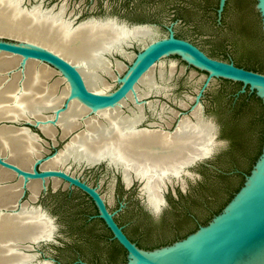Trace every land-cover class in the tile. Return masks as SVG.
Instances as JSON below:
<instances>
[{
    "label": "bare ground",
    "instance_id": "6f19581e",
    "mask_svg": "<svg viewBox=\"0 0 264 264\" xmlns=\"http://www.w3.org/2000/svg\"><path fill=\"white\" fill-rule=\"evenodd\" d=\"M22 5L23 0H0V37L59 55L80 71L88 89L96 93L105 92L108 78H117L114 70L122 74L127 68L117 60L113 70L110 56L120 54L132 62L135 54L127 52L126 47L132 41L146 47L157 35L151 27L129 28L115 18H92L75 25L72 18H65V6L54 13L44 10L42 5L31 9H24ZM20 64L21 58L0 54V122L32 119L41 122L45 135L54 140L58 128L62 139L72 135L64 149L45 162L42 169H59L68 162L92 165L107 159L122 168L129 186L133 183L132 175L144 180L150 207L160 211L165 205L163 190L167 182L172 177L179 178L186 165L207 156L214 148V124L203 116L200 106L191 115H184L172 132L166 131L163 125L152 124L156 129L140 127L147 118L142 100L165 90L156 81V68L136 88L138 104L130 94L116 108L92 114L89 107L75 100L60 113L56 124H52L53 112L63 107L70 94L69 85L60 90L61 81L50 84L56 71L46 65L29 61L19 71ZM163 71L162 80L165 79ZM132 101L135 107L125 114L123 108ZM153 104L148 103L152 111L156 110ZM174 111L177 115L173 116L177 117L179 112ZM82 127V132L74 134ZM39 143L40 138L26 128L0 125V156L24 170H31L36 159L44 156ZM12 179L13 175L0 169V264H34L35 255L27 250L38 240H50L55 225L47 214L28 203L18 207L22 179L9 185L7 182ZM59 184L60 181H54L55 187ZM29 189L35 200L42 184L33 181Z\"/></svg>",
    "mask_w": 264,
    "mask_h": 264
},
{
    "label": "rangeland",
    "instance_id": "374dc122",
    "mask_svg": "<svg viewBox=\"0 0 264 264\" xmlns=\"http://www.w3.org/2000/svg\"><path fill=\"white\" fill-rule=\"evenodd\" d=\"M171 1L172 0H170V2L168 0H147L145 2L141 0H23L22 7L24 9H31L35 6L42 5L44 10H54L58 12L65 6V18H72L75 25L92 18H115L118 19L120 23L124 24L128 23L134 25L144 23L150 25L156 30V36L164 37L168 34L165 26H168L172 22L174 16L170 9H173L174 5L178 4ZM235 2L236 0L229 1L230 6L224 16L226 23H224L223 28L219 29L215 25L217 14L214 9L219 4V0H202L201 5H197L199 7L195 21H185V24H176L175 32L192 40L216 59H233L245 67L259 71V73H264V34L262 32L259 14L255 9L256 2L255 0H246L248 7L247 20L254 27V32H249L250 35H243L242 32L229 33L228 21H230L233 13L236 11ZM134 6L138 12L132 11ZM140 13H143L146 17L140 16ZM243 40L247 43L253 40L255 42L254 48L253 46L249 48L244 47L242 45ZM140 45V43L132 41L129 46L126 47V50L129 53H138L139 49H141ZM254 49H259V53L254 55ZM109 60L112 63L113 70L116 67L117 60H121L127 66L131 63L126 57H121L119 54L110 56ZM173 69L175 72H173ZM20 70L21 66L19 71ZM162 70L165 71L164 80H162L160 76ZM114 71L117 76L125 72L119 74L116 70ZM154 74L156 81L162 87L164 86L165 88H163L165 90L160 94H151L142 100L145 103V114L147 118L141 127L149 128L152 126V129H156L158 127L152 125L156 124L157 126L163 125L165 129L168 128V124H171L170 126L175 125V121L171 122V120L181 119L184 114L187 116L191 115L192 107L197 105L195 101L196 96L205 83L207 74L188 66L176 56L170 57L159 64ZM61 78V75L56 71L50 84L55 81H61L60 90L65 88L66 82H63ZM107 80L108 88L105 92L114 90L116 88V79L108 78ZM241 86L242 85L239 83H233L227 80H214L201 98L200 108L203 109L204 117L210 122L217 124L220 128L224 122L225 116H227V100L229 95L239 90ZM152 102L156 105V110L154 111L148 106V103ZM183 104L187 105V107L183 108ZM254 104L255 106L252 110L248 109L250 114H248L246 121L255 122L252 137L257 148L260 142L263 143L264 122L259 119L264 115V108L260 102L256 101ZM127 105L128 106L123 108L125 114H129V109L135 107L133 101L129 102V104L127 103ZM164 106L166 107L165 112H163ZM174 110L183 113L181 114L182 116L173 118L175 114L171 111ZM83 130L82 127L74 132V134L77 132L80 133ZM33 131L41 137L39 144L42 146L41 151L44 156L61 152L71 140L72 136L62 139L60 129L58 128L59 132L55 140L45 141V138L37 129H33ZM221 135H218V138L214 141L213 149L215 150V154L212 155L210 160H215L216 157L214 158V156L217 154L226 153L225 149L228 148L227 146L230 147V140L223 138ZM238 155L240 160H246V163L249 164L244 152L241 151ZM224 166L227 167L229 165L225 164ZM62 168L80 177L88 184L98 188L111 211L116 212L119 208V204H124L126 209L117 214V220L125 227L132 238L140 240L142 244H148L158 240H172L185 236L190 231L194 230L196 226L202 225L200 222L211 216L217 208L214 202L215 197L211 195V183L216 182L217 185L221 184L225 190L224 198L227 199L229 193L232 192V187L235 185L236 187L239 186L242 180L241 178H233L232 183L234 185H231L232 187L230 188V183L226 180L218 179L215 175L204 170L202 164L188 168L179 178H173L171 182H167L166 188L163 190V196L167 204L159 211V215H156L154 213L152 214L149 211L150 208L145 204L141 192V183L134 180L130 188L127 189L122 181V173L120 171L118 173L114 167H109L104 162L94 167H87L86 164L78 165L74 162H68ZM17 181V179H12L7 183L9 185H15L18 183ZM47 186L48 191L45 192L41 189L40 194L35 200L31 198V191H27L26 195L22 198V203H28L30 207L41 210L42 213L47 214L53 219L55 225L54 233L50 241H40L31 244V249L27 250L28 253L35 255L34 264H43L47 261L51 262L53 258L60 260L70 259L72 254L74 255L75 253L80 256L79 250L85 253V256H87L86 261L91 264H126L127 259L125 251L111 239V233L100 219H97L90 225L91 229L87 234H82L79 230L80 228L78 229V227L81 226L80 224L83 223V218L90 215L96 216L98 214L96 207L89 201L86 195L76 189H69L67 185L62 182H60L56 189L54 181H49ZM179 193H182L184 199H181ZM204 198H208L211 202L203 206L200 202H204ZM178 200H180V203L177 204L176 201ZM186 206L191 207L194 213L191 215L190 220H188L183 213V208ZM139 208L155 216L156 220L164 214L166 215V226L163 230H161V227L155 229L152 235L153 237L150 239H143L140 233L141 228L137 229L133 226V223L137 222L139 218ZM199 219H201V221ZM88 236H95L100 239L99 248L90 247L87 242Z\"/></svg>",
    "mask_w": 264,
    "mask_h": 264
},
{
    "label": "water",
    "instance_id": "95a60500",
    "mask_svg": "<svg viewBox=\"0 0 264 264\" xmlns=\"http://www.w3.org/2000/svg\"><path fill=\"white\" fill-rule=\"evenodd\" d=\"M255 2V9L259 14L264 34V0H255ZM227 3L228 0H219L217 9L218 24H222V17ZM126 26L129 25L127 24ZM142 26L154 29L150 25H135L134 27ZM140 46L141 49H139L138 53H135L134 59L127 66L125 72L117 76L116 88L109 92L96 93L88 89L80 71L59 55L39 47L23 44L15 39L0 37V54L21 58V68L29 61L46 65L57 71L65 79L66 84L69 85L70 94L67 96L63 107L53 112L55 120L51 121L52 124H56L60 113L75 100L89 107L92 114H96L99 110L116 108L130 94L134 95L135 102L138 104L136 88L142 78L164 60L173 56L179 57L188 66L207 74L205 83L196 96V106H200L201 98L211 83L214 80L222 79L241 84L242 89L239 94H245L247 91L250 94H254L264 108L263 73L247 70L236 66L233 62H226L209 56L191 42L176 38L172 27L168 29L166 36H155V40L151 43L149 42L146 47ZM120 56L123 57L122 55ZM196 106L192 107L191 111ZM201 110L203 114V109L201 108ZM213 124L215 139H217L219 127L217 124ZM0 125L26 128L41 138L39 134L33 131V129H37L45 138V141L54 140L45 135L41 128L42 123L37 120H5L0 122ZM57 153L37 158L31 170H24L0 156V169L13 175L14 179H22L23 191L18 207L21 206L22 198L26 195V192L30 191V183L39 181L42 184V190L46 192L48 191L47 183L58 180L66 184L69 189L81 191L93 202L98 214L92 218L103 221L112 234V240L116 241L125 250L126 264H264V134L260 155L250 172L248 174L243 173L242 186L234 193L231 200L220 213L214 215L207 224L199 225L195 232L190 233L185 238L152 250L141 248L137 243L133 242L124 232V228L116 221L117 214L126 207L124 204L120 205L118 211L112 212L98 188L88 184L64 168L55 170L41 168L45 162L49 161ZM214 154L215 150L213 149L207 156L198 158L186 165L181 171V175L185 173L186 169L195 167L198 164L216 169L208 164ZM102 162L109 167H114L118 173L120 171L123 183L127 189L130 188L133 183L130 186L127 184L122 168L115 167L109 160L103 159L92 165L86 162L82 164H86L87 167H94ZM132 177L133 181L136 180L141 183V192L146 206L150 208L149 211L152 214L159 215L160 212L153 210L148 203L147 194L144 192L145 181L135 175H132ZM173 178L178 177H172L171 179ZM164 201V206H166L165 197ZM40 241L46 240H38L34 243ZM49 263L62 264L54 258ZM72 264L90 263L78 260Z\"/></svg>",
    "mask_w": 264,
    "mask_h": 264
},
{
    "label": "trees",
    "instance_id": "16d2710c",
    "mask_svg": "<svg viewBox=\"0 0 264 264\" xmlns=\"http://www.w3.org/2000/svg\"><path fill=\"white\" fill-rule=\"evenodd\" d=\"M170 2V0H168ZM176 3H178V14H180V17L183 18L184 20L191 22L193 20V16L195 12H192L190 9H188V4L190 3H198L197 0H172ZM171 1V2H172ZM236 11L233 13V18L235 20H238V22L241 24V29L239 32H242L243 35H250V33L254 32V27L251 25V23L247 20L248 19V7L246 0H236ZM181 5H183L181 7ZM218 7V5H217ZM183 9V11H182ZM144 20V19H143ZM140 21V20H139ZM145 21V20H144ZM245 23V24H244ZM238 25H236L237 27ZM255 42L251 40L250 42H246L243 40L242 45L244 47H251L253 46L254 48ZM257 46V45H255ZM259 53V49L257 50ZM259 72V71H256ZM264 74V73H263ZM253 98H255V95L253 94ZM260 102V100H258ZM261 103V102H260ZM255 106V105H254ZM253 105H246V106H240L237 108L236 112L234 114H231L230 116H227L224 119V122L222 123V137L230 140L231 144L228 150H226V153H221L216 156V159L213 160L212 162L208 163L209 165H212L221 172L217 171L216 169H213L210 166L207 165H202V168L208 172H210L212 175H215L216 178L218 179H223L226 180L229 184V187L231 188L234 184L233 178H241V183L239 186L232 187V192L229 193V197L226 199L224 198V193L225 190L223 186L217 185L216 182L211 183L210 190H211V195L215 197V204L217 205V208L214 210L211 216L206 218L205 220L199 219L202 225H205L208 223V221L216 214L220 213V211L224 208V206L231 200L233 197L234 193H236L239 188L243 184V173H249L253 164L255 163L256 159L260 155L261 152V145L262 143L260 142L259 146L256 148L254 142H253V137H252V131L255 126V122H247V116L250 114L248 112V109L252 110ZM249 110V111H250ZM250 117V116H249ZM262 122H264V115L259 119ZM244 152L245 157L248 159L249 164L246 163V160H240L239 159V152ZM226 155V157H225ZM242 161V162H241ZM229 165V166H224V165ZM239 171V172H237ZM232 172H235L231 174ZM203 184V183H202ZM232 185V186H231ZM226 187V186H225ZM227 188V187H226ZM181 196V199H184V196L182 193H179ZM204 202L202 205L204 206L205 204H209L211 201L208 198H204ZM175 201V200H174ZM177 204L180 203V200L176 201ZM197 202V201H195ZM183 213L185 214L186 218L188 220L191 219V215H193V210L191 207H184L183 208ZM139 214V219L137 222L133 225L134 228L140 229L141 236L143 239H150L153 237L154 230L161 227V230L164 229L167 223L166 215L164 214L162 218L159 221H156L151 215L148 213L144 212L142 208L138 211ZM91 216V215H90ZM90 216L83 218V223L80 224L81 226L78 227V229L82 232V234H87L90 231V225L96 221L97 219H91ZM197 226L194 230L190 231L188 234L185 236H181L178 238H174L172 240H158L156 242H151L148 244H142V242L138 239L132 238L131 235L127 232V234L130 236L132 241L136 242L138 246L141 248L147 249V250H152L155 248H159L165 245H170L174 243L175 241L179 239L185 238L187 235L190 233H193L197 230ZM87 242L92 248H99L100 245V239L95 236H88ZM126 253V252H125ZM80 256L84 258V260H87V256H85V253L79 250ZM77 260V254L75 253L74 255L70 257V259H65L62 260L64 264H70L72 262H75Z\"/></svg>",
    "mask_w": 264,
    "mask_h": 264
},
{
    "label": "flooded vegetation",
    "instance_id": "af4514ba",
    "mask_svg": "<svg viewBox=\"0 0 264 264\" xmlns=\"http://www.w3.org/2000/svg\"><path fill=\"white\" fill-rule=\"evenodd\" d=\"M142 2H145V1H147V0H141ZM229 1L230 0H228V3H227V6H226V8H225V11H224V13H223V17H222V24H218V22H217V19H216V23H215V25H216V27L217 28H223V26H224V23H226V21H225V19H224V16H225V14L227 13V11L229 10ZM197 2L198 3H190V4H188V9H190L192 12H195V14H194V16H193V21H195V19L197 18V16H196V14H198V7L199 6H197V5H201V3H202V0H197ZM175 3V2H174ZM178 4L176 5H174V8L172 9H170V11H172L173 12V20H172V22L168 25V26H165V29H166V31H167V33H168V29L170 28V27H172L173 28V31H174V33H175V36H176V38H178V39H183V40H186V41H189V42H191L192 44H194V45H196L197 47H199L197 44H195L192 40H190V39H187L186 37H183V36H181L180 34H177L176 32H175V26H176V24H179V23H181V24H185V21L186 20H184L183 18H181L180 17V14H178V11H179V9L180 8H178ZM183 5H181V7H182ZM218 6H219V4H218ZM43 8V7H42ZM65 9H66V7H65ZM217 9H218V7L216 6V8L214 9L215 11H216V14H217ZM61 10V9H60ZM59 10V11H60ZM50 11H53L54 13H57V12H55L54 10H50ZM58 11V12H59ZM132 11H136V12H138V10L137 9H135V6H134V8H132ZM145 12H147L146 10H144ZM182 11H183V9H182ZM141 12H143V11H141ZM65 15H66V12H65ZM140 16H144V17H146V15H144L143 13H140ZM118 20V19H117ZM146 21V20H145ZM88 22H90V21H88ZM120 22V21H119ZM188 22V21H187ZM128 23H125V25H127ZM245 24V23H244ZM129 26V28H132V27H134L135 25H146V24H144V23H140V24H134V25H131V24H128ZM236 25H238L237 27H236ZM241 24L238 22V20H235L234 18H233V15H232V17H231V19H230V21H228V30H229V33H231V32H239V30L241 29V26H240ZM201 50H203L205 53H207L204 49H202L201 47H199ZM258 52H257V50H255L254 49V55L255 54H257ZM208 54V53H207ZM209 55V54H208ZM209 56H211V55H209ZM212 57V56H211ZM214 58V57H213ZM216 59V58H215ZM220 60V59H219ZM222 61H226V62H233L236 66H238V67H241V68H244V69H247V70H251V71H255L256 72V70H253V69H251V68H248V67H245V66H243V65H241V64H239V63H237L235 60H233V59H223ZM164 72V71H163ZM161 73V72H160ZM242 89V86H241V88L239 89V90H236V91H234V92H232L230 95H229V98H228V100H227V106H228V112H227V116H230L231 114H234L235 112H236V110H237V108L238 107H240L241 105L244 107V106H246V105H255L254 104V102H259L258 101V99L255 97V98H253V94H250L248 91L245 93V94H239V92H240V90ZM154 105V104H153ZM182 106H186L185 104L184 105H182ZM187 107V106H186ZM166 108V107H165ZM173 114H175V115H177L176 114V112L175 111H171ZM181 114H183V113H179V115L178 116H182ZM185 115V114H184ZM177 116V117H178ZM227 116H225V118L227 117ZM173 118H175L174 116H173ZM224 118V119H225ZM179 120L180 119H178V120H171V122H173V121H175V125H172L171 126V128L170 127H168V128H165V130L166 131H169V132H172L173 130H175V128L177 127V125H178V123H179ZM181 120H183V119H181ZM224 121V120H223ZM168 126H170V124H168ZM150 128H152V126H150ZM222 130H223V127L221 126L220 128H219V135H221L222 134ZM168 133V132H167ZM169 135H172V134H170V133H168ZM222 136V135H221ZM228 148H229V146H227ZM228 148H226L225 150H227ZM224 151V150H223ZM221 153V152H220ZM218 155V154H217ZM217 155H215L214 156V158L217 156ZM216 159V158H215ZM213 161V159H211L210 161H208V163H210V162H212ZM212 166V165H211ZM214 167V166H213ZM216 168V167H215ZM217 169V171H219V172H221L220 170H218V168H216ZM237 172H239V171H237ZM232 173H235V172H232ZM77 190V189H76ZM79 191V190H78ZM81 192V191H80ZM85 195V194H84ZM87 198H88V196H86ZM89 199V198H88ZM89 201H91L90 199H89ZM92 202V201H91ZM93 203V202H92ZM94 205V204H93ZM120 205H121V203L119 204V208H118V210L120 209ZM109 206V205H108ZM110 208V207H109ZM126 209V207L124 208V209H122L120 212H122L123 210H125ZM117 210V211H118ZM139 210H140V208H139ZM112 212H114V211H112ZM145 212V211H144ZM150 215V214H149ZM95 215H93V216H90V218L91 219H96V218H92V217H94ZM152 216V215H151ZM155 220H156V218H155V216H152ZM162 217H160L159 219L157 218V220L156 221H159L160 219H161ZM139 219V218H138ZM116 221L118 222V220H117V216H116ZM103 222V221H102ZM136 223V222H135ZM135 223H133V225L135 224ZM118 224L121 226V227H123L124 228V232L127 234V232H126V229H125V227L123 226V225H121L119 222H118ZM105 225V224H104ZM107 228V227H106ZM110 232V231H109ZM111 233V232H110ZM112 235V234H111ZM128 235V234H127ZM128 237L130 238V236L128 235ZM112 239V238H111ZM131 239V238H130ZM132 240V239H131ZM116 242V241H115ZM134 242V241H133ZM117 243V242H116ZM136 243V242H135ZM118 244V243H117ZM119 245V244H118ZM120 246V245H119ZM121 247V246H120ZM122 248V247H121ZM123 249V248H122ZM124 250V249H123ZM125 251V250H124ZM57 261H59V262H61L62 260H60V259H56ZM78 260H83V261H85V262H87L86 260H84V258L82 257V256H79V255H77V260L76 261H78ZM75 261V262H76ZM62 264H64L63 262H61ZM72 263H74V262H72ZM72 263H70V264H72ZM89 263V262H88ZM91 264V263H90Z\"/></svg>",
    "mask_w": 264,
    "mask_h": 264
}]
</instances>
